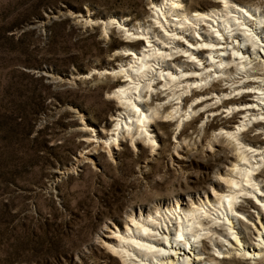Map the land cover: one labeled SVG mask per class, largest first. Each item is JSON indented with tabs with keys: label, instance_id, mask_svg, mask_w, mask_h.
I'll list each match as a JSON object with an SVG mask.
<instances>
[{
	"label": "rangeland",
	"instance_id": "rangeland-1",
	"mask_svg": "<svg viewBox=\"0 0 264 264\" xmlns=\"http://www.w3.org/2000/svg\"><path fill=\"white\" fill-rule=\"evenodd\" d=\"M156 1L0 0V264H122L99 242L113 226L123 228L127 216L141 210L176 200L189 205L212 194L231 148L223 137L215 139L211 125L241 117L212 115L217 100L209 108L199 105L180 129L178 116L166 118L165 111L177 106L172 93L181 87L158 85L145 91L143 104L161 112L149 129L155 150L139 135L133 145L125 133L110 148L85 139L105 138L119 112L112 93L124 78L100 72L124 64V49L139 52L144 46L116 24L105 33L102 21L159 32L151 11ZM214 1L185 0L191 14ZM234 1L264 14V0ZM172 52V68L175 59L183 69L191 65L182 52ZM157 72L154 85L161 80ZM210 84L232 90L239 85L217 76ZM241 231L251 238V230Z\"/></svg>",
	"mask_w": 264,
	"mask_h": 264
},
{
	"label": "bare ground",
	"instance_id": "bare-ground-1",
	"mask_svg": "<svg viewBox=\"0 0 264 264\" xmlns=\"http://www.w3.org/2000/svg\"><path fill=\"white\" fill-rule=\"evenodd\" d=\"M151 4L153 25L161 29L159 32L152 26L134 31L116 19L102 21L105 33L116 24L126 38H135L144 46L139 52L124 49V64L100 72L124 78L112 93L119 112L105 138L85 139L110 148L118 145L125 133L133 145L139 135L155 150L158 143L149 129L161 112L158 107L151 109L143 104L145 91L158 89V85L181 87L172 93L178 96L177 106L165 111L166 118L178 116L180 129H184L185 116L190 117L199 105L212 107L210 102L215 100L220 104L209 110L212 115L222 111L241 117L237 122L211 125L218 132L215 139L223 137L231 148L230 155L224 157L226 168L213 180L211 195L198 197L189 205L176 200L153 211L128 215L123 228L113 226L99 242L122 264H255L264 259V138H260L264 135V14L234 0H217L210 8L198 7L192 14L185 0ZM172 50L182 52L191 65L183 69L175 59L172 68L167 63L174 56ZM208 69L213 74L205 72ZM158 70L161 80L154 85ZM234 75L238 81L231 79ZM214 76L239 85L233 90L219 88L210 84ZM236 92L242 95L239 99L228 98ZM186 93L190 98L183 99ZM192 102L198 103L193 107ZM250 132L257 133L250 136ZM255 142L260 145L255 146ZM244 203L250 205V211ZM248 229L251 238L242 236L241 230Z\"/></svg>",
	"mask_w": 264,
	"mask_h": 264
}]
</instances>
